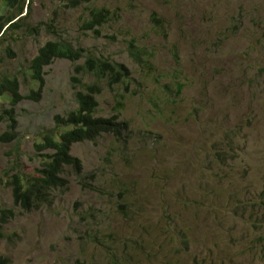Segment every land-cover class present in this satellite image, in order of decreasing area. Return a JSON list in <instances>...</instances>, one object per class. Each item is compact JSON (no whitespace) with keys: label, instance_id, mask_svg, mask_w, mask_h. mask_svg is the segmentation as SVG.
Wrapping results in <instances>:
<instances>
[{"label":"rangeland","instance_id":"rangeland-1","mask_svg":"<svg viewBox=\"0 0 264 264\" xmlns=\"http://www.w3.org/2000/svg\"><path fill=\"white\" fill-rule=\"evenodd\" d=\"M70 1L32 0L26 30L0 40V77L17 78L25 97L16 126L0 124V136L16 139L0 142V207L19 213L0 255L11 264H264V0ZM90 8L111 15L98 37L82 29ZM49 41L127 66L115 86L94 74L85 82L103 90L98 116L118 115L128 130L77 144L84 171L66 169L68 188L25 213L11 169L36 174V145L76 109L75 69L87 61L56 60L41 99H27L39 88L30 61Z\"/></svg>","mask_w":264,"mask_h":264},{"label":"trees","instance_id":"trees-1","mask_svg":"<svg viewBox=\"0 0 264 264\" xmlns=\"http://www.w3.org/2000/svg\"><path fill=\"white\" fill-rule=\"evenodd\" d=\"M32 0H3L0 12V40L6 38L9 33L25 31V11L30 10ZM92 0H71L69 7L78 8ZM111 15L106 8H90L88 18L83 22L82 29L97 34L110 22ZM32 34L40 35V29L32 28ZM8 55H11L8 52ZM86 59L85 65L75 69L83 78H75L79 83L80 91L77 94L76 109L66 116L58 115L55 119L56 130L47 134L40 144L36 145L37 151L43 156L40 168L36 174H24L18 167L12 168L11 184L15 206L25 213L36 210L45 201L53 202V192L66 189L69 181L66 177V169L71 168L78 172L84 171L81 159L73 156V149L77 144L94 142L102 136L111 134L117 139H123L127 135L128 126L115 115L110 118L98 116V97L103 90L99 83L88 84L85 82V74H94L99 82L106 80L110 86H115L128 77L131 73L126 65L115 64L112 61L95 56L86 57L84 51L74 48L61 41H49L43 44L30 61L29 70L31 79L39 86L37 92H32L27 99L39 101L45 83L44 68L52 65L56 60H67L78 63ZM25 99L21 94V85L17 78L0 77V104L8 100V109L0 112V124L10 122V129L16 126L15 112L19 104ZM15 134L5 132L0 136V142L11 143L15 141ZM15 208L3 209L0 207V241L10 240L5 232V226L18 217ZM0 264H11L8 257L0 255ZM114 264H121L114 259Z\"/></svg>","mask_w":264,"mask_h":264},{"label":"bare ground","instance_id":"bare-ground-1","mask_svg":"<svg viewBox=\"0 0 264 264\" xmlns=\"http://www.w3.org/2000/svg\"><path fill=\"white\" fill-rule=\"evenodd\" d=\"M258 249V248H257Z\"/></svg>","mask_w":264,"mask_h":264}]
</instances>
